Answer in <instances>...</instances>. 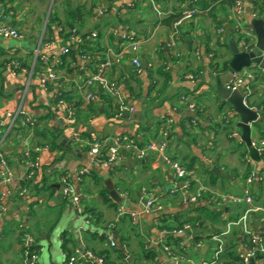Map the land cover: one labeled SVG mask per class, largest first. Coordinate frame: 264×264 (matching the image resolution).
<instances>
[{"label": "crops", "instance_id": "obj_1", "mask_svg": "<svg viewBox=\"0 0 264 264\" xmlns=\"http://www.w3.org/2000/svg\"><path fill=\"white\" fill-rule=\"evenodd\" d=\"M217 1L211 9L214 0H199L192 19L170 26L164 19L189 7L191 0H72L81 6V20L75 23L76 36L62 38V0H0V27H17L35 46L0 39V152L16 176L8 188L0 186V264H62L77 250L107 256L110 264H190L172 257L164 244L170 240L192 261L202 262L213 259L219 238L234 243L241 257L245 236L255 237L263 248L254 262L264 264V156L253 159L241 144L240 116L219 95L217 77L227 80L225 65L233 46H246L244 30L253 28L256 45L252 21H264V0H242L241 14L234 4ZM125 35L141 40L140 68L132 62ZM66 46L70 52L62 54ZM38 48L65 62L57 84L48 88L31 73ZM108 60L112 63L103 82L115 84L117 92L110 94L98 82L92 88L95 98L87 101L88 88L79 85ZM239 91L257 113L250 122L251 138L261 143L264 80H247ZM186 102L196 105L195 117L185 113L192 111ZM70 103L77 105L73 122ZM26 115L31 125L24 123ZM235 129L240 137L230 135ZM77 133L90 139L132 135L140 142L166 140L170 154L195 168L208 190L191 202L196 183L185 191V182L152 153L93 165L92 155L76 142ZM70 151L74 156L66 159ZM29 156L38 158L34 170L27 167ZM253 170L260 178L249 182ZM107 180L123 203L113 199ZM68 184L92 209L90 224L71 205ZM214 193L255 200L218 206ZM154 198L160 207L146 211L147 200ZM252 206L259 209L247 213ZM180 223L190 227L173 233L183 227Z\"/></svg>", "mask_w": 264, "mask_h": 264}, {"label": "built area", "instance_id": "obj_2", "mask_svg": "<svg viewBox=\"0 0 264 264\" xmlns=\"http://www.w3.org/2000/svg\"><path fill=\"white\" fill-rule=\"evenodd\" d=\"M144 1V0H142ZM195 2V3H194ZM235 9L238 14H241L245 10V6L242 0H236ZM102 13L103 10L100 9ZM198 12V5L196 0H191V5L186 7L182 10L183 17L180 21H178L175 25L181 23L184 19H192L196 13ZM222 30V29H221ZM76 32V28L73 29V33ZM245 35V39L247 40L246 46L248 49H252L255 45V33L253 28H248L243 31ZM75 36V35H73ZM92 36H96V33L93 32ZM0 37L5 39H19L25 40L27 35L25 32L19 30L15 26H4L0 27ZM125 38L128 40L127 49L130 50L134 56L132 59L133 64L140 68L142 66V62L139 58L138 51L140 49L141 40L136 38L135 36L125 35ZM251 39H253V43H251ZM253 45V46H252ZM70 46H66L62 49V54H67L70 52ZM60 59H56L48 54L41 53L40 48L35 51V60L34 65L31 73L36 74L39 78L41 85L44 88H48L54 84H57L59 80V66H60ZM111 61H106L102 63L97 72L92 74L88 77L83 83L79 85V88L86 89L88 88V92L85 95L86 100L90 101L95 98V94L92 90L93 86L96 83H100L104 86V88L110 93L115 94L117 92V86L115 84L106 85L103 82V78L105 76V70L107 67L111 65ZM15 66H21L19 62L15 63ZM23 68V67H22ZM28 71L27 69H24ZM188 78L194 79V75L192 73H188ZM258 77H262L264 80V68L259 67L258 65H253L251 67H245L240 71H237L233 74V80L227 84V87L231 90H239L240 87L246 82L247 80H256ZM186 96H181L182 100H186ZM187 108L189 110H196V105L192 102H186ZM77 112V105L74 103H70L68 106V118L70 121H75ZM20 115L16 114L14 117L11 116L13 119H17ZM170 122V119L168 120ZM25 124H32V120L29 116L26 115ZM11 129V127H10ZM1 131V130H0ZM232 136L240 137L241 132L238 129L233 130ZM76 142L81 144L83 148L88 150V152L92 155V164L93 165H101V164H113L119 160L125 159L127 157H135L137 159H144L150 153L155 154V156L160 159L162 162L166 163L169 169L172 171L173 175L177 180H182L185 182V191L191 185L196 183L197 187L193 193L189 195V200L191 202H198L200 199L203 198L208 187L204 184H201L199 179L196 176V169L192 167H188L183 161L180 159L172 156L169 152V144L166 140L158 139V138H151L146 142H140L137 137L132 135H120V136H112L106 139H90L88 137H84L81 134H76ZM255 147L260 151L261 155L264 156V141L261 143L256 144L253 142ZM38 150V149H37ZM29 154L27 153V156ZM0 161L2 167L0 169V186L8 188L10 184L14 182L16 176L14 174L13 168L10 163L4 158L3 154L0 152ZM27 167L29 170H34V168L38 167L39 162L38 158L29 156V159L26 161ZM89 171V170H85ZM260 178V175L253 170L248 176V181H254L255 179ZM65 193L68 196V199L71 205L74 207L75 211L85 218V222L90 224L91 222V214L86 212V208L82 205L81 198L77 191L71 185L65 186ZM212 201L218 206H225L229 203H239L242 201H247L248 203H254V197L251 195H246L244 197L232 194V193H214L212 195ZM160 202L154 199H148L145 205V209L148 212H151L157 207H160ZM259 209L258 207H251L248 212L253 210ZM246 216H244L245 218ZM189 224H185L181 228L173 229V233H180L184 229L189 228ZM167 232V230H164ZM254 240L259 245L257 240L254 237ZM219 243L217 244V248L215 250L214 256L217 257L224 249V244L222 240L219 238ZM115 245V243H112ZM246 251L241 256L245 264H250L251 259L256 257V248L251 247L245 243ZM165 251H167L172 257L180 258L182 261H186L190 264H210V261H202V262H195L192 261L190 257L185 256L182 252L175 249L173 244L168 240L166 244H164ZM259 249L263 251V248L259 246ZM33 257L31 258V260ZM90 262L91 264H106L104 260L97 256L93 252L89 251H81L77 250L75 253L68 256L66 261L62 264H75L78 262Z\"/></svg>", "mask_w": 264, "mask_h": 264}, {"label": "water", "instance_id": "obj_3", "mask_svg": "<svg viewBox=\"0 0 264 264\" xmlns=\"http://www.w3.org/2000/svg\"><path fill=\"white\" fill-rule=\"evenodd\" d=\"M254 29L257 35V43L252 49L247 47H237L233 46V57L228 64L227 80H222L221 76L218 77V92L219 95L227 101H230L234 106L235 116H240V121L237 123V126L242 128V137L241 140L247 145L250 156L253 159L261 160V153L253 144L251 138V126L250 122L257 120V113L251 109L245 103V95L239 90H231L227 87V84L233 80V74L237 71L242 70L245 67H251L253 65H258L261 68H264V21L262 19H255L252 21ZM187 116L195 117V112L185 111ZM69 156H74L70 151L66 155V159ZM108 190L110 191L111 196L118 203H123L121 200V195L113 185L111 180L106 181ZM254 258L251 259V264H255Z\"/></svg>", "mask_w": 264, "mask_h": 264}, {"label": "trees", "instance_id": "obj_4", "mask_svg": "<svg viewBox=\"0 0 264 264\" xmlns=\"http://www.w3.org/2000/svg\"><path fill=\"white\" fill-rule=\"evenodd\" d=\"M226 1L229 2L230 4H234V5L236 3V0H226ZM198 2H199V0L196 3L198 4ZM224 2H225V0H222L221 4H223ZM203 3H205V5L207 4V2H205V1ZM219 3H220L219 1L214 0L211 9L216 8L217 4H219ZM210 5L211 4H208L205 7L209 8ZM62 6L64 9L65 20H66V23H64L65 25L62 24L61 19L55 18V21L61 22V24L64 25L63 29L60 31V37H62V38L68 37L69 38L72 35L76 36L77 31L75 33H73V29L75 28V23L81 20L80 19V13L82 12V9L80 8L81 6H74L72 4V0H62ZM198 11H199V8H198ZM182 17H183V13L181 11L179 13L171 14L169 17L164 19V22L170 26H174L178 21H180L182 19ZM52 20H54V19L52 18ZM49 37H50V40H51V38H53L50 35H49ZM63 64H65V62L61 61L60 66L62 67ZM228 64L229 63H226L225 67H228ZM262 114H264V109L262 111ZM231 134H232V132L230 133V135ZM242 143H243V141L241 142V144ZM86 212L91 214V220H92L93 215H94L92 209L86 208ZM188 222H189V220H188ZM190 222H189V224H190ZM186 224H188V223H186ZM182 225L184 226L185 223H180V225H178V226H182ZM243 239H244L243 240L244 243H247V245L256 248V254L257 255L262 254L261 253L262 251L259 249V245L254 240V237L245 236V238H243ZM115 250L117 252L120 251L117 248H115ZM235 251H236V247H235L234 243L225 242L223 251L219 254V256L213 257V259L210 260V264H245L242 257H238V255H236ZM73 253L74 252H69L70 255ZM96 255L101 257L106 264H110L107 256L105 257V256H101L98 254H96ZM78 263L91 264L90 262H82V261H80ZM78 263H75V264H78Z\"/></svg>", "mask_w": 264, "mask_h": 264}, {"label": "rangeland", "instance_id": "obj_5", "mask_svg": "<svg viewBox=\"0 0 264 264\" xmlns=\"http://www.w3.org/2000/svg\"><path fill=\"white\" fill-rule=\"evenodd\" d=\"M0 39H4L3 37H0ZM12 40H14V41H16V42H19L18 44H19V46H23V47H29V48H31L32 50H34V48H35V46L34 45H30V44H28V42H27V40L25 39V40H19V39H12ZM180 184H181V182H180ZM216 248H217V246H216ZM215 248V249H216ZM213 255H214V253H213ZM213 257H215V256H213Z\"/></svg>", "mask_w": 264, "mask_h": 264}]
</instances>
